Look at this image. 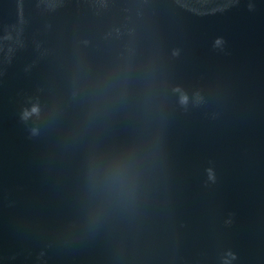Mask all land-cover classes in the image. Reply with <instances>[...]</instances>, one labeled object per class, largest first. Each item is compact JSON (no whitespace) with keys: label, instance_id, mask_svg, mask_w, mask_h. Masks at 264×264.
<instances>
[{"label":"water","instance_id":"obj_1","mask_svg":"<svg viewBox=\"0 0 264 264\" xmlns=\"http://www.w3.org/2000/svg\"><path fill=\"white\" fill-rule=\"evenodd\" d=\"M0 264H264V0H0Z\"/></svg>","mask_w":264,"mask_h":264}]
</instances>
